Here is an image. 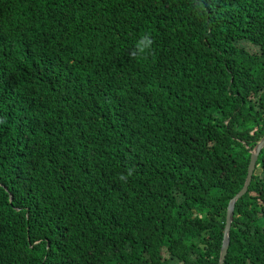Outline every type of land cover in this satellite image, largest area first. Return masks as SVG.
<instances>
[{"label": "trees", "instance_id": "16d2710c", "mask_svg": "<svg viewBox=\"0 0 264 264\" xmlns=\"http://www.w3.org/2000/svg\"><path fill=\"white\" fill-rule=\"evenodd\" d=\"M263 136L264 0H0V264H218ZM223 264H264V146Z\"/></svg>", "mask_w": 264, "mask_h": 264}, {"label": "water", "instance_id": "95a60500", "mask_svg": "<svg viewBox=\"0 0 264 264\" xmlns=\"http://www.w3.org/2000/svg\"><path fill=\"white\" fill-rule=\"evenodd\" d=\"M263 146H264V136L255 144V146L251 150L250 160L247 166V173L244 183L240 188V190L229 200V203L227 205L226 215H225V225L223 230V239L220 248L218 264H223L225 254L228 249L230 225L233 220V211H234L235 202L247 191L248 185L250 184L253 175V171L255 169V164L258 154Z\"/></svg>", "mask_w": 264, "mask_h": 264}, {"label": "clouds", "instance_id": "9594fccd", "mask_svg": "<svg viewBox=\"0 0 264 264\" xmlns=\"http://www.w3.org/2000/svg\"><path fill=\"white\" fill-rule=\"evenodd\" d=\"M154 40L150 32L141 33L139 39L135 43V50L131 52L130 58L136 60L147 59L152 54ZM134 173L133 168L127 169V175L121 174L120 181L127 182L128 178Z\"/></svg>", "mask_w": 264, "mask_h": 264}]
</instances>
